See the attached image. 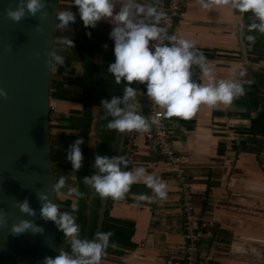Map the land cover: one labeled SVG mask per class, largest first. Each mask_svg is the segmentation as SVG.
I'll return each instance as SVG.
<instances>
[{
  "label": "crops",
  "instance_id": "1",
  "mask_svg": "<svg viewBox=\"0 0 264 264\" xmlns=\"http://www.w3.org/2000/svg\"><path fill=\"white\" fill-rule=\"evenodd\" d=\"M138 2L154 5V0ZM208 2L211 7L203 8L200 0H185L184 15L171 35L192 40L216 77L240 80L244 93L229 105L201 104L187 119H164L193 182L196 214L212 222L200 240L199 264H264V33L251 27L258 21L250 11L241 14L223 0ZM61 10H71L77 18L75 24L61 28L56 16L53 36L52 54L63 57L60 63L51 62L49 84L54 184L59 176L65 177L55 198L61 212L75 217L80 236L91 239L98 197L82 177L95 171L96 154L111 156L116 150L119 131L106 126L112 117L100 100L122 95L126 82L117 84L107 71L114 60L110 21L85 27L73 0H58L57 12ZM249 35L254 40L249 41ZM60 37L71 39L74 47L66 48ZM192 79L207 82L195 65ZM131 86L136 95L130 103L143 115L142 83L133 81ZM77 136L83 138L79 146L83 159L73 170L65 155ZM128 148V169L143 166L146 174L165 182L166 196L157 197L138 181L123 198H108L99 232L111 230L112 235L99 264H182L173 252L184 240L179 182L145 132L126 130L122 153ZM69 188L82 195L68 193ZM60 250L71 254L70 238L57 228V254Z\"/></svg>",
  "mask_w": 264,
  "mask_h": 264
},
{
  "label": "clouds",
  "instance_id": "2",
  "mask_svg": "<svg viewBox=\"0 0 264 264\" xmlns=\"http://www.w3.org/2000/svg\"><path fill=\"white\" fill-rule=\"evenodd\" d=\"M229 2L233 9L241 14L251 12L258 23L251 25L264 33V0H223ZM44 0H17V7L6 8L4 14L12 21H19L25 11L37 13ZM74 7L85 27H95L98 21L109 20L112 27L108 33L113 41L114 60L107 65L117 84L124 83L122 95H112L101 98L100 105L107 115V127L118 131L138 130L146 132L151 125L159 123V113L146 118L140 114L130 100L136 95V89L131 82L137 81L145 85V91L154 104L164 109L166 117H191L201 104L215 106L218 103L229 105L234 97L244 93L243 83L238 79L217 78L213 66L207 63L203 52L199 51L194 42L183 36L168 34L160 20L165 15L154 5H145L138 0H73ZM119 4V7H117ZM201 7L209 8L208 0H200ZM61 28L75 24L76 14L71 10H61L56 13ZM91 33H86L90 35ZM254 40L252 35L247 37ZM59 42L66 48L74 47L68 37H60ZM155 42V43H152ZM105 47L107 45H104ZM63 57L57 53L51 54L46 63H60ZM198 66L206 83H198L192 79V66ZM240 75H243L241 72ZM7 95L0 88V97ZM82 137L77 136L66 149L65 159L70 161L73 170L81 166L83 159L80 150ZM128 161L122 155L94 156L93 171L82 177L83 183L90 185L101 197L121 199L129 191L130 185L143 182L157 197L166 196L167 185L158 177L146 174L143 166L134 169L123 168ZM65 185V177L59 176L54 184L55 190ZM68 193L82 195L77 188H69ZM143 199V194H140ZM42 201L40 216L54 222L65 237L70 238L71 254L60 250L54 256H45L43 264H99L102 253L109 245L111 230L97 232L93 239L80 236V226L70 212H61L57 203L51 202L44 193L39 195ZM15 206L28 217H34L27 199L15 202ZM73 205L71 211H75ZM6 223L0 213V227ZM31 233H41L43 228L29 222L19 220L10 226L12 236Z\"/></svg>",
  "mask_w": 264,
  "mask_h": 264
},
{
  "label": "water",
  "instance_id": "3",
  "mask_svg": "<svg viewBox=\"0 0 264 264\" xmlns=\"http://www.w3.org/2000/svg\"><path fill=\"white\" fill-rule=\"evenodd\" d=\"M58 0H44L35 14L25 11L19 21L5 14L17 0H0V264H43L45 256L57 254V227L40 216L39 195L56 203L49 135V84ZM125 131H119L116 150L121 155ZM83 149V146L81 147ZM97 193V192H96ZM94 234L104 219L108 197L97 193ZM27 199L34 217L15 206ZM28 220L43 228L41 233L12 236L10 226Z\"/></svg>",
  "mask_w": 264,
  "mask_h": 264
},
{
  "label": "built area",
  "instance_id": "4",
  "mask_svg": "<svg viewBox=\"0 0 264 264\" xmlns=\"http://www.w3.org/2000/svg\"><path fill=\"white\" fill-rule=\"evenodd\" d=\"M153 4L158 11L165 13L160 20V24L166 28L168 34H171L184 15L185 0H154ZM142 88L145 96L143 115L150 118L152 115L160 114L159 123L151 125L145 135L151 143L159 148L165 157L167 171L180 185V207L183 213L182 235L184 240L179 246L174 247L173 252L175 256L180 257L182 264H199L200 240L212 222L197 216L194 206L193 182L188 178L183 160L176 152L162 109L147 96L143 83ZM121 155L128 161L127 165H122V167L128 169L131 149H126Z\"/></svg>",
  "mask_w": 264,
  "mask_h": 264
},
{
  "label": "trees",
  "instance_id": "5",
  "mask_svg": "<svg viewBox=\"0 0 264 264\" xmlns=\"http://www.w3.org/2000/svg\"><path fill=\"white\" fill-rule=\"evenodd\" d=\"M83 139V138H82ZM97 205H99V201L97 200ZM96 219V218H95ZM94 219V225H95V222H96V220Z\"/></svg>",
  "mask_w": 264,
  "mask_h": 264
}]
</instances>
